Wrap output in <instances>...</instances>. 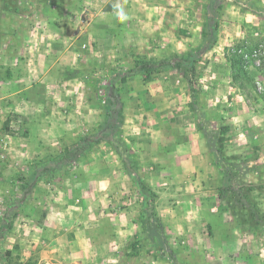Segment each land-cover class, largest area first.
I'll list each match as a JSON object with an SVG mask.
<instances>
[{
    "label": "rangeland",
    "instance_id": "1",
    "mask_svg": "<svg viewBox=\"0 0 264 264\" xmlns=\"http://www.w3.org/2000/svg\"><path fill=\"white\" fill-rule=\"evenodd\" d=\"M64 1L57 15L31 19L28 16L40 13L41 6L36 7L31 0H0V155L4 156L0 160V196L5 200L0 205V264L39 263L37 255H30L23 244L11 238L20 234L17 223L46 219L52 204L63 205L67 218L87 221L93 237L109 230L107 217L121 224V218L125 219L116 211L126 210L128 221L136 219L147 240L141 239L138 250L151 252L138 262L130 245L140 233L128 238L120 250L133 256L128 260L132 264H147L152 256L156 264H264V229L257 234L245 232V241L233 237L229 253L219 249L195 257L182 252V243L177 249L171 248L168 229L178 234L181 227L168 228L173 213L167 208L202 199L187 193L195 187L190 178L179 182L184 191H176L173 182L157 180L156 209L165 234L158 236L164 245L153 246L151 220L147 218L149 195H141L130 157L124 153L118 135L112 134L108 113L118 107L114 102L112 107L107 105L114 74H121L116 86L123 112L121 95L127 100L136 89L143 92L147 84L142 76L125 74L141 57L164 56L161 59L171 62L165 71L168 81L186 90L188 96L178 101L176 110H186L188 121L195 119L196 137L214 154L216 170L219 172L218 166L225 170L226 183L220 174L214 181L212 198L219 209L214 214L235 222L225 213L230 209L229 199L236 200L239 188L254 185L255 202L264 219V0H127V7L120 0L132 16L127 25L123 23L126 34L121 44L104 32L111 27L107 24H118L113 11L116 0ZM213 16L219 21L218 41L197 65L193 93L176 59L201 47L203 25ZM133 40L136 44L131 43ZM14 44L22 49L11 50ZM44 44H48L46 49ZM237 47H243L238 52L248 76L242 73L235 80L227 56ZM38 52L46 61L38 59ZM30 58L37 59L38 65L30 68L26 61ZM210 108H218L217 118H224L231 127L226 161L209 147V138L219 124L217 118L205 115ZM125 126L124 117L122 138L138 161L137 150L127 142L133 135H125ZM85 140H90L92 147L78 161L68 158L58 170L38 179L37 167L54 168L67 150ZM138 169L141 172L139 162ZM213 186L211 181L212 190ZM240 252L249 256H239Z\"/></svg>",
    "mask_w": 264,
    "mask_h": 264
},
{
    "label": "crops",
    "instance_id": "2",
    "mask_svg": "<svg viewBox=\"0 0 264 264\" xmlns=\"http://www.w3.org/2000/svg\"><path fill=\"white\" fill-rule=\"evenodd\" d=\"M31 1L36 7L41 6L40 13L28 16L31 19H37L44 15L51 18L53 14L60 13L65 4L64 0ZM124 3L127 7V0H124ZM125 9L127 10V8ZM128 16V19H132L131 14L128 13ZM49 20L51 21V19ZM116 23H118L116 27L107 24V26L115 28H105L104 32L109 39L111 38V41L116 39V43L121 44L125 41L126 29L124 24ZM125 24H128V20ZM156 37L158 36L156 35ZM131 43L136 44V41L133 40ZM43 46V49H46L48 44ZM21 49L19 45H11V50ZM34 49L39 51L37 47ZM39 53H36L40 57L38 59L46 61V57ZM163 57L157 59L165 60L161 59ZM26 61L30 68L32 65L34 67L38 65V60L35 58ZM165 71L144 85L143 92L139 93V90L136 89L127 100L123 94L121 95L124 102L125 135L132 133L133 136L130 138H134L129 142L128 136L127 142L137 150L138 162L142 168L140 174L142 173L141 175L154 192L159 193V190L156 189L158 179L173 182L177 187L176 191H184L179 182L190 178V182L195 187L187 189V193L202 198L196 204L187 205L182 201L183 203L167 208L173 213L170 224L167 225L168 228L181 227V232L178 234H173L168 229V235H170L168 244L171 248L177 249L176 246L182 243L185 245L182 252L190 253L195 257H201V255L205 257L209 255L208 251L218 252L219 249L226 252L228 244L231 241L235 242L233 237L239 236L241 240L245 241L246 234L232 220L219 218L214 214V211H219L214 205V198H212L215 194L214 187H216L214 181L219 176L214 164L215 156L209 150L206 142L202 144L196 137L195 119L191 118L188 121L186 110L181 109L180 112L176 110L175 106L178 101H184L188 96H186V90L185 92L182 88L179 90V86L168 81L170 77L165 75L167 74ZM11 72L14 73L13 67H11ZM135 77L139 76L131 78ZM177 81L179 82V80ZM170 89H173L174 92L169 91ZM211 181L212 186L215 185L213 190ZM207 187L209 190L205 192L204 189ZM205 197H209L211 201H206ZM51 206L46 219L17 223L15 227H18L16 230L20 234L11 238V241L23 244L30 255H37L38 264H132L128 260H131L133 256L130 257L122 253L120 249L128 238L140 233L141 230L136 219L128 221L125 216L126 210L118 209L116 211L125 219L121 218V224H117V219L107 217L109 230L106 233L99 232L93 237L90 230L92 228L86 223L87 221L65 217L67 209L63 205L52 204ZM109 213L110 216H115V213ZM225 213L229 214L230 212L226 210ZM138 239L141 241L143 234H138ZM145 240L143 239V241ZM147 253L151 252H143L139 249L135 258L140 262ZM239 256L246 258L249 254L240 252ZM147 261V264H156L157 262L155 256L150 257V260Z\"/></svg>",
    "mask_w": 264,
    "mask_h": 264
},
{
    "label": "trees",
    "instance_id": "3",
    "mask_svg": "<svg viewBox=\"0 0 264 264\" xmlns=\"http://www.w3.org/2000/svg\"><path fill=\"white\" fill-rule=\"evenodd\" d=\"M217 1V0H214ZM212 0L211 3H214ZM214 6V5H213ZM219 36V21L217 17H209L203 25L202 30V45L200 48H195L187 51L180 58L176 59V64L179 69L183 71L184 76L189 81L193 93H195V85L197 83L198 71L197 65L202 58V55L212 50L218 41ZM243 47H237V49L230 50L228 54V60L231 63L233 71V79L237 80L239 75L242 73L248 76V73L244 69V62L242 55L238 50H242ZM171 62L168 60H158V59H147L139 58L134 62L133 67L125 74V77L133 76H142L145 82L152 81L157 75L165 71ZM121 74L117 73L115 77L111 79L110 85L108 86V95H107V105L108 107L113 106V102L116 104V110L108 113L109 116V125L112 131V134H117L120 141L121 147L124 148V153L130 157V163L134 168V180L140 190L142 196L148 194L149 199L146 203L148 204L149 215L147 218L151 220L150 233L149 236L152 240L153 246L157 243L159 245H164L162 240H159L160 234H165V226L157 213L156 209V200L157 194L152 190V188L144 181L140 170L138 169V161L136 158L132 157L133 150L126 144L122 138V125L124 123V117L122 112V101L120 98L119 89L116 86V81ZM219 112L218 108H210L205 115L208 118H217L216 113ZM118 117L119 121L116 123V118ZM218 119V118H217ZM224 118L218 119V129L213 132V135L209 138V147L210 149L224 161L227 160V145L231 141V127L229 124L225 123ZM92 147V142L90 140H85L83 142L77 143L71 149L67 150L66 153L58 159L55 167L52 169L49 168H38V179L44 177L48 173L58 170V165L65 163L68 158L70 161L76 162L78 159L89 151ZM36 167V166H35ZM219 167V174L224 177L223 183H226L225 170L223 166ZM257 191V187L254 185L243 186L239 188L236 195V200L234 198L229 199L230 209L228 210L230 214L235 218V223L243 232H248L252 234H257L258 231L264 229V219L260 216L259 205L255 202L256 198L254 197V192ZM256 196V195H255ZM227 210V209H226ZM160 233V234H159ZM140 246V241L138 239L134 240L130 245L131 250L133 251V256L138 255V248Z\"/></svg>",
    "mask_w": 264,
    "mask_h": 264
},
{
    "label": "clouds",
    "instance_id": "4",
    "mask_svg": "<svg viewBox=\"0 0 264 264\" xmlns=\"http://www.w3.org/2000/svg\"><path fill=\"white\" fill-rule=\"evenodd\" d=\"M114 17L117 22L123 24L125 23L129 16L125 7L121 4L120 0H116L113 4Z\"/></svg>",
    "mask_w": 264,
    "mask_h": 264
},
{
    "label": "built area",
    "instance_id": "5",
    "mask_svg": "<svg viewBox=\"0 0 264 264\" xmlns=\"http://www.w3.org/2000/svg\"><path fill=\"white\" fill-rule=\"evenodd\" d=\"M115 76H116V74L113 75V77H115ZM1 159H4V156L0 155V160ZM7 197L8 198L10 197V193L7 194ZM4 202H5V200H4V198H2V195H1L0 196V205H4Z\"/></svg>",
    "mask_w": 264,
    "mask_h": 264
}]
</instances>
